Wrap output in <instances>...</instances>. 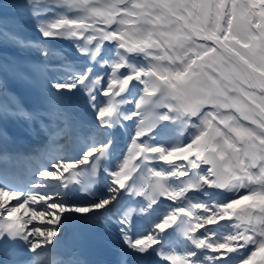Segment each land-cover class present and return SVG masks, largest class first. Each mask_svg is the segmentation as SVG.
I'll list each match as a JSON object with an SVG mask.
<instances>
[{
	"label": "snow or ice",
	"instance_id": "obj_1",
	"mask_svg": "<svg viewBox=\"0 0 264 264\" xmlns=\"http://www.w3.org/2000/svg\"><path fill=\"white\" fill-rule=\"evenodd\" d=\"M13 6L40 39L5 18L0 44L40 61H0V123L44 140L15 157L25 180L0 165V264H82L59 258L75 224L115 235L112 264H264V0L0 3Z\"/></svg>",
	"mask_w": 264,
	"mask_h": 264
},
{
	"label": "bare ground",
	"instance_id": "obj_2",
	"mask_svg": "<svg viewBox=\"0 0 264 264\" xmlns=\"http://www.w3.org/2000/svg\"><path fill=\"white\" fill-rule=\"evenodd\" d=\"M8 2H9V0H0V3H8ZM21 2H22V0H21ZM22 12H24V9L16 8L14 6L9 7L8 9L0 8V29L3 28L4 23H5V18H7L8 26H10V25L13 26L12 30L18 31L19 34L23 37L27 36L28 33H30V31L33 28H35V25L32 28H26L24 26L23 27L16 26L15 23H12L13 21L26 22L29 20V17L26 18V15H23L22 17L16 15V13H22ZM35 30H36V28H35ZM37 34H38V38L40 39L38 32H37ZM57 45L59 47L64 48V53L67 55H68L69 51H75V49L72 47V45L67 41L58 42L57 44H54L53 47L55 48V46H57ZM13 204H15V203H13ZM30 227H31V225H30Z\"/></svg>",
	"mask_w": 264,
	"mask_h": 264
}]
</instances>
